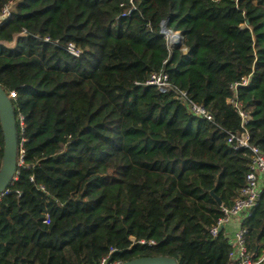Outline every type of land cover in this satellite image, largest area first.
Instances as JSON below:
<instances>
[{
  "label": "trees",
  "instance_id": "1",
  "mask_svg": "<svg viewBox=\"0 0 264 264\" xmlns=\"http://www.w3.org/2000/svg\"><path fill=\"white\" fill-rule=\"evenodd\" d=\"M11 2L0 86L23 154L0 196V264H98L111 249L118 264H230L229 238L210 229L250 163L227 142L240 130L229 100L250 112L249 142L264 155V0H0V14ZM160 74L169 91L147 84ZM2 152L0 125V165ZM239 224L259 256L264 190Z\"/></svg>",
  "mask_w": 264,
  "mask_h": 264
},
{
  "label": "built area",
  "instance_id": "2",
  "mask_svg": "<svg viewBox=\"0 0 264 264\" xmlns=\"http://www.w3.org/2000/svg\"><path fill=\"white\" fill-rule=\"evenodd\" d=\"M12 2L9 3L0 14V24L3 23L9 16ZM170 38V36H169ZM169 38L167 40L169 44ZM48 41V39H45ZM170 46V44H169ZM171 47V46H170ZM66 51L74 56L78 57L80 51L77 50L73 44H68ZM245 83V82H244ZM147 84L158 87L161 91H169L171 89L170 84L167 82V76L165 74L152 75ZM176 98L184 104L188 111L195 117L203 118L207 121H211V116L206 110L193 103L186 96V93L180 90H176ZM229 103L235 108L240 118V130L236 133L229 134L227 139L228 144L234 150H247L249 152L250 163L248 166V172L245 176V185L241 189L239 196L235 199L231 208H226L220 205L222 217L217 221L216 225L210 229V234L216 236L219 233V228L224 230L225 226L231 221H243L251 215L252 209L257 205L262 191L264 190V155L260 150L250 144L246 125L251 119L250 112L245 108V105L237 100H229ZM22 125V120L21 123ZM23 150L20 145L19 156L17 162H22ZM16 177H13V181ZM41 190L43 188H40ZM6 193V190L0 194L2 196ZM45 223H49V216L46 214ZM247 230L243 227H238L233 236L229 239L232 250L230 252V264H264V249L257 257L252 255L246 246L245 235ZM114 250H110V254ZM110 254L101 258L98 264H118L114 261H110Z\"/></svg>",
  "mask_w": 264,
  "mask_h": 264
},
{
  "label": "water",
  "instance_id": "3",
  "mask_svg": "<svg viewBox=\"0 0 264 264\" xmlns=\"http://www.w3.org/2000/svg\"><path fill=\"white\" fill-rule=\"evenodd\" d=\"M162 33L170 35L169 44L172 48H183L181 32H169L165 27V21L161 24ZM0 125L3 133V152L0 165V194L3 193L13 181L17 167V131L16 119L13 105L9 96L0 86ZM211 195L220 205V199L213 192ZM222 231V227L219 228ZM119 264H177V262L168 257H140Z\"/></svg>",
  "mask_w": 264,
  "mask_h": 264
},
{
  "label": "crops",
  "instance_id": "4",
  "mask_svg": "<svg viewBox=\"0 0 264 264\" xmlns=\"http://www.w3.org/2000/svg\"><path fill=\"white\" fill-rule=\"evenodd\" d=\"M238 227H240L239 221H231L228 225L225 226L224 231L229 239L233 236Z\"/></svg>",
  "mask_w": 264,
  "mask_h": 264
},
{
  "label": "rangeland",
  "instance_id": "5",
  "mask_svg": "<svg viewBox=\"0 0 264 264\" xmlns=\"http://www.w3.org/2000/svg\"><path fill=\"white\" fill-rule=\"evenodd\" d=\"M168 38H169V36H168Z\"/></svg>",
  "mask_w": 264,
  "mask_h": 264
},
{
  "label": "bare ground",
  "instance_id": "6",
  "mask_svg": "<svg viewBox=\"0 0 264 264\" xmlns=\"http://www.w3.org/2000/svg\"><path fill=\"white\" fill-rule=\"evenodd\" d=\"M170 36V35H169Z\"/></svg>",
  "mask_w": 264,
  "mask_h": 264
}]
</instances>
